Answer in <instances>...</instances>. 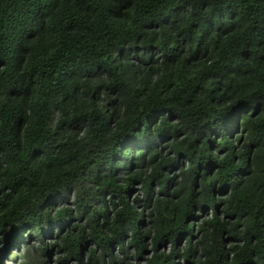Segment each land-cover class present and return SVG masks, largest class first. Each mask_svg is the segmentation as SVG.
Instances as JSON below:
<instances>
[{"label":"trees","instance_id":"obj_1","mask_svg":"<svg viewBox=\"0 0 264 264\" xmlns=\"http://www.w3.org/2000/svg\"><path fill=\"white\" fill-rule=\"evenodd\" d=\"M52 250L264 264V0H0V264Z\"/></svg>","mask_w":264,"mask_h":264},{"label":"rangeland","instance_id":"obj_2","mask_svg":"<svg viewBox=\"0 0 264 264\" xmlns=\"http://www.w3.org/2000/svg\"><path fill=\"white\" fill-rule=\"evenodd\" d=\"M31 240H34V237ZM24 246H25V243L23 241L17 240L15 248L12 249V257L8 258L7 261L17 262L21 257V252L23 251ZM55 255H56L55 251L52 250L49 255V264H54ZM178 262H179L178 264H182L180 260H178Z\"/></svg>","mask_w":264,"mask_h":264}]
</instances>
